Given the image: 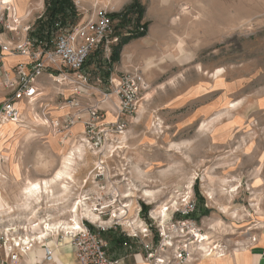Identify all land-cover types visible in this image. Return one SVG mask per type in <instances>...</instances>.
Instances as JSON below:
<instances>
[{"label":"rangeland","instance_id":"374dc122","mask_svg":"<svg viewBox=\"0 0 264 264\" xmlns=\"http://www.w3.org/2000/svg\"><path fill=\"white\" fill-rule=\"evenodd\" d=\"M25 1L9 4L22 20L28 13L24 12ZM42 1L40 5L28 6L33 11L26 23L31 24L35 16L44 14L45 0ZM71 1L77 16L66 23L74 25L105 11L114 16V37L118 41L112 45L110 55L94 52L86 62L83 72L89 76V89L78 98L79 109L67 105L66 100L73 97L71 86L61 87L44 77L37 103L23 104L24 112L18 122L24 132L28 131L27 139L23 131H17L12 137L1 139V144L10 146L8 152L21 149L26 154H45L52 148V139H58L64 154L83 145L86 156L75 168L89 161L95 166L99 156L81 143V125L75 124L65 137L55 134L51 122L74 115L84 123L85 107L95 104L102 92H111L110 79L138 67L144 87L137 113L127 119L125 132L117 137L119 150L112 158L103 152L109 150V142L101 148L111 171L106 179L119 180L118 176L112 177L113 170H118L124 181L130 182L131 217L137 205L142 208L141 220H149V214L157 217L167 206V216L162 219L178 220L180 215L171 216L173 207L178 206L182 194L188 193L196 207L190 218L208 242L221 246L222 254L254 245L264 230V0H138L140 14L130 9L133 0ZM141 26L144 32L135 33V28ZM130 29L132 34L125 36ZM131 36L137 38L122 47L116 62L109 63L113 48ZM149 37L153 39L147 40ZM139 43L143 45L136 52L141 59L132 52L123 53ZM219 69L223 71L215 80L210 75ZM194 85L197 99L172 103L185 88ZM102 107L107 113L105 121H114L109 108ZM77 130L82 132L75 134ZM109 138L114 140L115 136ZM8 152L6 160L0 155V167L12 164ZM63 155L56 158L57 162L44 156H26L25 161L33 164L38 159L42 166H60ZM77 178L74 183L79 185ZM18 182L21 180L16 179ZM125 187V183L119 185L120 189ZM145 190L151 191L152 197H143ZM20 202L19 193V199L11 205ZM101 236L108 244L110 256L117 253L116 241L122 240L120 248L123 247L119 227ZM122 249L124 257L133 255Z\"/></svg>","mask_w":264,"mask_h":264},{"label":"built area","instance_id":"2783aa9c","mask_svg":"<svg viewBox=\"0 0 264 264\" xmlns=\"http://www.w3.org/2000/svg\"><path fill=\"white\" fill-rule=\"evenodd\" d=\"M42 17L43 13L37 20ZM35 23L33 29L32 24L16 18L9 4L0 7V70L7 56L27 58L26 63L16 65L11 72L2 71L6 98L0 103V124L20 121L21 112L16 107L19 102L37 103L41 95L40 80L44 77L61 87L71 86L73 97L66 100L67 105L79 109L78 98L89 89V76L83 72L86 62L94 52L110 55L112 45L118 41L114 37L115 19L105 11L74 25H63L58 20L49 33L44 32L42 39L31 37ZM134 32L143 33V26L135 28ZM130 34L132 29L125 32V36ZM109 84L111 92H102L95 104L84 109L87 117L82 123L84 137L80 141L88 151H95L92 153L99 156V160L91 172L94 173L92 179L86 178L79 185L70 181L72 197L69 196L64 204L67 207L75 204L76 209L59 212L60 209L51 210L40 201L31 207L35 208L33 211L19 210L11 204L10 209L0 210V264H57L55 253L65 246L72 251L76 264H119V260L107 253L108 244L101 237V233L114 227L121 229L123 248L133 255L141 254L145 264H189L196 259L222 254L216 242L203 240L207 236L190 218L196 207L188 193L182 194L178 206L173 207L171 216L180 215L178 220L173 221L171 217L165 222L159 214L157 217L149 214V220H141L140 205L134 208L131 217L130 182L124 181L123 174L113 169L112 177L120 179H106L111 171L105 164L103 152L112 158L119 150L117 137L125 132L127 119L137 113L144 79L141 70L134 67L110 79ZM102 105L109 108L114 121H105L107 113ZM79 120L78 116H66L61 121L51 122V126L55 134L66 137ZM107 142L109 150L102 152ZM1 180L6 181V178L1 177ZM88 182L93 191H89ZM122 183L126 184L124 189L119 188ZM85 205L100 223L90 221L85 215ZM168 209L165 206L166 212ZM129 220L130 223H125ZM56 221L60 223L52 226ZM202 243H208L205 249L201 248ZM34 251L40 254L31 261L29 254Z\"/></svg>","mask_w":264,"mask_h":264},{"label":"crops","instance_id":"0c3cea01","mask_svg":"<svg viewBox=\"0 0 264 264\" xmlns=\"http://www.w3.org/2000/svg\"><path fill=\"white\" fill-rule=\"evenodd\" d=\"M25 8L24 12H28L27 15L24 17V21H26V18L32 13V9H28L29 5L35 4L40 5L43 1L42 0H26L25 1ZM41 15V14H39ZM35 16L33 22L31 23L34 25L37 18L39 17ZM26 23V22H25ZM153 32V31H152ZM152 37H149L147 40H152ZM143 44H136L134 47H130L129 49L125 50L123 53L129 54L133 53L137 56L136 48L138 46H141ZM126 47V46H124ZM127 56V55H126ZM142 58H144L142 56ZM147 58V56H146ZM137 59H141V56H137ZM131 61V60H130ZM27 62V58L22 56H12V57H5L2 62L1 70H0V103L4 101L6 98V91L4 90L2 86L3 82V76L2 71L5 72H11V70L18 64H24ZM194 99H197V85H194L192 87L185 88L175 99L172 100V103L175 104H182L186 103L187 101H192ZM83 129V125H82ZM80 130L74 131L75 134H79ZM53 144L52 148L47 150L45 154H42L41 151H29L28 154H26V150L21 149H13L10 152H8V156L10 157V161L12 164H5L6 166H2L0 168V172L3 173L6 176V181L4 182L3 186L0 187V198L7 204H15L17 200L19 199V190L20 188L27 183L32 182L35 180H40L44 178L50 177L57 169L58 165L55 163L54 165H46L42 166L39 165L41 160L38 159L33 161V164H28L27 161H25L26 156H33L35 158H41V157H53L56 158L61 157L64 154V150L62 147L58 146V139H52ZM60 144V143H59ZM32 153V155H30ZM86 156V154H85ZM90 156V155H89ZM87 156V157H89ZM92 157V156H90ZM92 159V158H91ZM15 164V165H14ZM16 166V170L14 169ZM93 162L89 161L84 165L77 166L74 169V175L73 178H77L79 181L78 184H80L81 180L84 179H90L91 172L93 170ZM109 169V168H108ZM55 170V171H54ZM131 172V171H130ZM21 180V182H18L19 184L15 183L16 179ZM27 180H23L26 179ZM15 179V181H14ZM89 183V182H88ZM89 191H93V187L88 184ZM102 237V236H101ZM110 241V240H109ZM111 243V242H110ZM120 243H122V240L116 241V247H118L116 250L117 253H114L113 256H111L113 259L119 260V264H145L142 260L141 254H135L128 257H124V250L120 248ZM53 244V243H52ZM40 254L37 251L31 252L29 254L30 260L35 261V256ZM124 257V259H120ZM32 258V259H31ZM55 260L57 264H76L74 255L69 247H62L57 250L55 253ZM189 264H264V230L258 234L257 241L254 245L234 251L232 253L225 254L222 258H203L200 260H197L195 262H191Z\"/></svg>","mask_w":264,"mask_h":264},{"label":"bare ground","instance_id":"6f19581e","mask_svg":"<svg viewBox=\"0 0 264 264\" xmlns=\"http://www.w3.org/2000/svg\"><path fill=\"white\" fill-rule=\"evenodd\" d=\"M4 2L7 4H11L14 2V0H0V7L5 4ZM11 9L13 10L15 17L20 18L16 14L17 13L16 9H13V8H11ZM9 57H12V56H9ZM222 71L223 70L219 69V70L213 72L210 76L214 77L215 80H219L218 76L220 75V73ZM23 104H31V103L19 102L16 105L19 112H21V116L23 115L24 108H25ZM234 107L235 106L233 104L232 108H234ZM29 108H30V110H32L33 106L31 105V106H29ZM62 111H64V109H62L61 112ZM34 115H35V113H34ZM37 120L39 123L42 122L41 119H37ZM78 123L81 125V128H82V122L78 121L75 124H78ZM17 131H19V133H22V131L24 132L23 125H21L19 123H13V122H4L3 124L0 125V137H2V138H0V140L1 139L4 140V139H7L9 137H12L15 134V132H17ZM24 135L26 136V139H27V137L29 135L28 131H25ZM9 147H10L9 145L5 146V145L1 144V142H0L1 159L6 160L7 152L9 151ZM83 148H84L83 145H78L75 148L69 149V151H67L63 155L60 166L58 167V169L50 177L45 178V179L35 180V181L29 182L28 184H26L20 192L21 202L16 204L15 208H17L19 210H29V209H31V207L34 204H37L38 202L41 201V202H44V205L46 207L50 206L51 210L52 209H60V210L64 211L67 209H73V210L76 209L75 204H72V206L67 207L64 204V201H66L70 195V190H69L70 181L74 182V178H73L74 168H75L76 164L78 163V161H81V158L83 156H85V151ZM14 167L16 169V166H14ZM1 177L6 178V176L3 173L0 176V187L3 186V184L5 182L4 180H1ZM151 194H152L151 191H148V190H145L142 192V196L147 198V199L152 197ZM131 197H132V195L129 196V198H131ZM10 208L11 207H9L7 205V203H5L0 198V210L10 209ZM34 209L35 208H33L31 210L33 211ZM84 209H85V215L90 219V221H92L93 223H100L97 216L95 214L89 212V206L88 205H85ZM159 214H160V216H162L163 219H165L167 216L166 211L163 208L160 210ZM59 221L52 223V226H56L57 224H59L60 223ZM135 224H138V222H135ZM47 225H48V227L51 228L50 224H47ZM207 240L208 239L205 238V241H207ZM207 244L208 243H202L201 248L205 249ZM234 251H237V250H234ZM223 256H225V254H219L218 253V254H214L212 256H207V257H203V258H205V259L211 258V257L222 258Z\"/></svg>","mask_w":264,"mask_h":264},{"label":"trees","instance_id":"16d2710c","mask_svg":"<svg viewBox=\"0 0 264 264\" xmlns=\"http://www.w3.org/2000/svg\"><path fill=\"white\" fill-rule=\"evenodd\" d=\"M130 9L137 10L139 14L141 13L138 0H133V4ZM76 8L71 0H45V12L42 19L36 21V29L31 34V37L42 39L44 37V32H50L51 27L56 21H61L62 24H66L68 20H72L76 17ZM114 17V16H113ZM132 38H123L116 47L113 48L109 63L116 62L118 60V54L122 47L127 44ZM146 209V207H143Z\"/></svg>","mask_w":264,"mask_h":264}]
</instances>
